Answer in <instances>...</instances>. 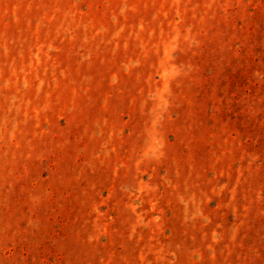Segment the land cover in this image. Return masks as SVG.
<instances>
[{"label":"rangeland","instance_id":"rangeland-1","mask_svg":"<svg viewBox=\"0 0 264 264\" xmlns=\"http://www.w3.org/2000/svg\"><path fill=\"white\" fill-rule=\"evenodd\" d=\"M0 264H264V0H0Z\"/></svg>","mask_w":264,"mask_h":264}]
</instances>
